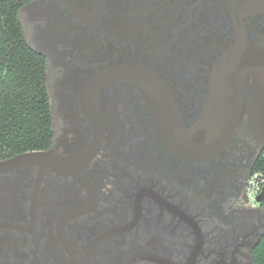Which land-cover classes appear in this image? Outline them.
<instances>
[{
    "label": "flooded vegetation",
    "instance_id": "flooded-vegetation-1",
    "mask_svg": "<svg viewBox=\"0 0 264 264\" xmlns=\"http://www.w3.org/2000/svg\"><path fill=\"white\" fill-rule=\"evenodd\" d=\"M19 2L45 61L46 149L72 155L103 134L81 180L48 171L38 181L33 165L0 173V264H258L264 209L245 189L264 151L251 125L264 94V0ZM238 45L244 63L226 60ZM133 67L157 87L124 77ZM223 106L239 124L213 155H179L159 134L174 121L205 137Z\"/></svg>",
    "mask_w": 264,
    "mask_h": 264
},
{
    "label": "trees",
    "instance_id": "trees-1",
    "mask_svg": "<svg viewBox=\"0 0 264 264\" xmlns=\"http://www.w3.org/2000/svg\"><path fill=\"white\" fill-rule=\"evenodd\" d=\"M19 7L0 0V159L46 149L54 135L45 61L25 39ZM254 258L264 264V236Z\"/></svg>",
    "mask_w": 264,
    "mask_h": 264
},
{
    "label": "water",
    "instance_id": "water-1",
    "mask_svg": "<svg viewBox=\"0 0 264 264\" xmlns=\"http://www.w3.org/2000/svg\"><path fill=\"white\" fill-rule=\"evenodd\" d=\"M237 1H240V3H242L243 6L246 7V5L258 4L261 0ZM239 47L240 45L231 49L227 53L226 60L232 56L235 57V60H245L244 53H242L243 49ZM242 66H244V64ZM223 67H225V69L223 70V74H221V76L227 77V74L229 72L228 64ZM117 75L118 73L108 72L102 77L106 76L107 81H111ZM124 77L131 80L143 91L145 89L149 91L152 88H156V83H159L158 79H155L148 73H137L134 67L127 69ZM99 78L100 77H97L91 83L98 84L102 82L101 80H99ZM224 81L226 82V80H221L219 82ZM97 99L98 98L96 95H87V106H93L95 100ZM147 99H149L148 96ZM223 107L224 111L219 114L221 115L220 118L207 122V124L209 125V131L205 137L199 136L193 129L186 128L184 124L174 121L162 122V127L159 134L161 135L165 143L169 146V148L179 155H183L193 159L205 158L213 155L223 147L232 129L239 124L240 117L236 119L235 123L227 121L229 117V113L227 112V110L229 108L228 106ZM251 110L254 115V118L251 121L252 132L264 145V94L258 95L256 100L253 101ZM102 134V127L98 130L95 128L94 136L93 138H91L90 142L77 153L72 155H62L53 152L50 149H40L22 152L7 159L0 160V173H5L21 167L33 165L38 167V181H41L48 171L55 172L59 175H71L81 180V172L84 166L87 165V163L91 160L100 142L102 141ZM254 172L255 168L252 170L247 179L246 189L253 177ZM258 200L261 201L262 196H260ZM83 211H85V208L81 210V212Z\"/></svg>",
    "mask_w": 264,
    "mask_h": 264
},
{
    "label": "built area",
    "instance_id": "built-area-1",
    "mask_svg": "<svg viewBox=\"0 0 264 264\" xmlns=\"http://www.w3.org/2000/svg\"><path fill=\"white\" fill-rule=\"evenodd\" d=\"M262 160L263 164L255 167V172L245 192V199L251 207L264 209V151ZM260 196H262L261 201L258 200Z\"/></svg>",
    "mask_w": 264,
    "mask_h": 264
}]
</instances>
